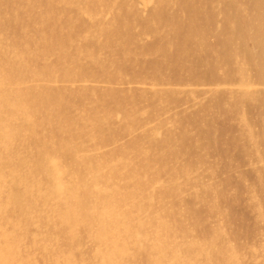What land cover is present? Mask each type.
<instances>
[{
    "label": "rangeland",
    "instance_id": "obj_1",
    "mask_svg": "<svg viewBox=\"0 0 264 264\" xmlns=\"http://www.w3.org/2000/svg\"><path fill=\"white\" fill-rule=\"evenodd\" d=\"M8 65L1 90L61 92L85 135L55 147L40 104L39 138L0 131V264H264V0H0ZM46 151L59 188L44 201ZM80 178L121 191L87 229L63 223L98 204L73 198Z\"/></svg>",
    "mask_w": 264,
    "mask_h": 264
},
{
    "label": "bare ground",
    "instance_id": "obj_2",
    "mask_svg": "<svg viewBox=\"0 0 264 264\" xmlns=\"http://www.w3.org/2000/svg\"><path fill=\"white\" fill-rule=\"evenodd\" d=\"M160 13H161V11H160ZM161 22H163V21H161ZM218 25H219V23H218ZM223 61H225V60H223ZM12 69L13 68H11L9 65L7 66V70H4V69L1 70L0 69V78L4 77V78L8 79V75L11 74V73L9 74V72L12 71ZM10 77L14 78V76H12V75H10ZM244 87H246V86H244ZM61 94L62 93L59 92V91H48V92H42V93L35 92V93L31 94V95L24 96V95H21L20 93H10L8 91H3V90L0 89V131L5 130V129L6 130L8 129V131H9L11 129V126L12 127L15 126L14 124H15L16 120H19L20 122H22V124H20V125H22V128H24V130L25 129L28 130L27 128H30L33 132H35V135H37L39 133L40 129H41L42 123L40 121H38L37 123H35V126H32L34 124L29 122V116H28L29 114L27 113V110H28L27 108L29 106H31V105L33 106V105H36V104H40V106L42 107L41 108V113H42V115H45L41 119L43 121V123H45V124L48 123V121H50V119H53L55 121V123L56 122L59 123L58 126L56 125L57 127L55 126L54 129H52V131L54 132L52 134H54L55 138H56L55 147H63V148L68 147L70 145V141H72L73 139L77 138L79 135H85V131H83L81 129V127H79V125H76L77 122L75 121V119H73L70 115L67 114V112H65V110H64L65 109L64 108L65 107L64 98L62 97L63 95H61ZM46 116L49 117V118H47ZM66 136H68L70 138L66 139L65 138ZM37 138H39L38 135H37ZM36 144L39 146V149H40V148H43V147L47 146L50 143L45 141V140H43V139H38ZM50 153L48 151L40 153V155L38 157V163H36V167L38 166V168L41 171L44 172L43 175L47 178L45 183H43V185H42L44 187V192L43 193H45V196L43 198L44 201L46 200V198L49 195H51L52 193L57 192V189L59 188V185H58V183L56 181V178L51 177V175L48 173V170H47V167H46L50 160H54ZM107 160H108V158L105 159L104 161H101V162L92 163V162H87L84 159H79L78 160V165H80V166L83 165L84 168H85L84 169L85 171L86 170H91L92 171V168H93V171L97 172V174H98L99 171L103 168L102 167V163L103 162L104 163H108V162H105ZM110 161H112V160H110ZM0 162H2L1 159H0ZM98 167L100 168L99 171H98ZM105 168H108V167H105ZM28 173H29L28 175H32V171L30 169H29ZM53 173H56V171H53ZM107 173H109V172L107 171ZM57 175H59V173ZM83 180L84 179H82V178H80L78 180L77 186H76V191H75V196H73V198L78 200L80 204H83V200L84 199L92 197V196H94L96 194V196H97L96 198H98V202H97L98 204H96V205L93 204L89 213L84 212L83 209H82L83 207L81 205L76 207L74 210L67 209L66 213L64 214L65 216H64V222L63 223L66 226H68V228H70L72 225L81 224L84 229L85 228L87 229L92 224H96L97 225L98 222L100 224L101 218H103L105 215L109 214V212L111 211L112 205L114 203L116 204L117 202H119V200H121V196L118 198V200L116 202H115V199H114V196H117V194H121V191H119L120 188L118 189V187H114L113 186L114 190L112 192H115V195H113L112 193H108L109 194L108 196H106V197L104 196V197L100 198L97 195L98 189H96L94 187V184H90L89 185L87 182H84ZM28 184L34 185L35 183L33 182V179H31V180L28 181ZM123 188L125 189V187H123ZM125 190H126L127 195H130L131 192L137 194L138 196L142 195V188L138 187V185L132 187L131 189H125ZM144 190H145V188H144ZM173 190L175 191L174 187L173 188H169V191H170L171 194H175ZM127 191H129V192H127ZM14 197L15 196L12 197L13 200H14ZM142 197H143L144 200L148 201L151 196H150L149 193H146L145 196L142 195ZM96 198H94V199H96ZM124 198H126V197H124ZM124 198H122V199H124ZM10 201H11V199H10ZM139 207H136V208L139 209ZM157 216H159V218H156L157 219L156 220L157 224L158 225L159 224H163L162 221H159V219H161L160 215L158 214ZM102 229L103 228L99 227V230L102 231ZM153 232H156V230L154 229L152 231V233ZM139 233H141V232H139ZM174 249H175V247H174ZM2 250H4V251L7 250V247L6 246L0 247V261L1 262H3L4 259L6 260V255H7L4 252H2ZM195 250H196V248H195ZM182 252H183V250H182ZM193 252H192V254H193ZM197 253L201 254L199 252H197ZM198 254L196 256H198ZM212 255L214 256L215 254L212 253ZM108 256H110V254H108ZM161 256H163V255L161 254ZM184 256L186 257V255H184ZM187 256H188V254H187ZM156 257H157V255H156ZM198 257H200V255ZM248 257H250V256H248ZM191 258H193V257H191ZM173 259H174V256H173ZM196 259H197V257H196ZM189 260H190V258H189ZM206 261H208V260H206ZM191 262H194V261H191ZM202 263H203V261H202ZM204 263H206V262H204ZM206 264H208V263H206Z\"/></svg>",
    "mask_w": 264,
    "mask_h": 264
}]
</instances>
